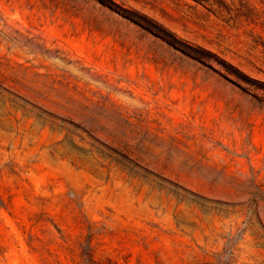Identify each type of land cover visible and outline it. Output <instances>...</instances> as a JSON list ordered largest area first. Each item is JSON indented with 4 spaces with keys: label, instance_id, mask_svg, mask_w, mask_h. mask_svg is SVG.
<instances>
[{
    "label": "rangeland",
    "instance_id": "374dc122",
    "mask_svg": "<svg viewBox=\"0 0 264 264\" xmlns=\"http://www.w3.org/2000/svg\"><path fill=\"white\" fill-rule=\"evenodd\" d=\"M0 264H264V0H0Z\"/></svg>",
    "mask_w": 264,
    "mask_h": 264
}]
</instances>
